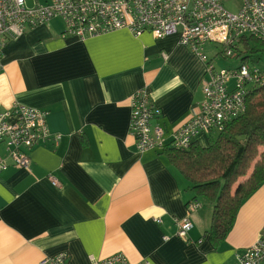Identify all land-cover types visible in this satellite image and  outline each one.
<instances>
[{"label": "crops", "instance_id": "0c3cea01", "mask_svg": "<svg viewBox=\"0 0 264 264\" xmlns=\"http://www.w3.org/2000/svg\"><path fill=\"white\" fill-rule=\"evenodd\" d=\"M222 4L236 13L241 0ZM63 28L54 18L2 51L0 111L20 104L45 112L49 137L27 152L28 169L0 171V264H39L62 253L68 264L116 253L132 264H238L236 253L264 231V183L214 244L212 206L195 198L164 150L138 153L129 132L132 96L146 89L160 110L152 125L168 140L203 99L206 64L176 35L119 30L79 40ZM220 52L204 48L212 65ZM195 143L208 146L207 135ZM0 157H7L3 144ZM192 200L201 208L188 215L192 228L183 240L176 221Z\"/></svg>", "mask_w": 264, "mask_h": 264}, {"label": "built area", "instance_id": "2783aa9c", "mask_svg": "<svg viewBox=\"0 0 264 264\" xmlns=\"http://www.w3.org/2000/svg\"><path fill=\"white\" fill-rule=\"evenodd\" d=\"M54 18L61 20L63 36L79 40L119 30L136 37L148 31L156 39L176 35L181 45L206 64L203 99L189 121L171 132L168 140L159 125H152L160 110L152 105L146 89L134 93L129 132L138 153L188 150L199 134L219 133L227 122L244 114L246 98L264 87V69L241 61L234 69L215 71L204 53V48L213 44L226 57H234V47L244 37L264 43V0H241L236 13L227 11L222 0H47L32 6H27L26 0H0V72L5 44ZM48 137L45 112L20 104L0 111V145L7 154L0 157V171L10 166L28 169L27 152ZM50 181L59 185L52 176ZM200 208L198 200L186 204L187 217L176 221L177 237L187 239L192 228L188 215ZM236 259L238 264H264V231L254 244L238 251ZM39 264H68V257L63 253L44 257ZM95 264L132 263L123 253H116ZM135 264L150 263L141 260Z\"/></svg>", "mask_w": 264, "mask_h": 264}, {"label": "trees", "instance_id": "16d2710c", "mask_svg": "<svg viewBox=\"0 0 264 264\" xmlns=\"http://www.w3.org/2000/svg\"><path fill=\"white\" fill-rule=\"evenodd\" d=\"M249 40L255 43L254 50L248 48ZM239 44L248 53H264V43L253 37H244ZM234 48V57L245 62L246 55L239 57L241 53ZM207 140L206 147L194 140L188 150L165 149L163 153L191 185L195 198L212 206L208 234L219 244L231 230L241 204L264 183V87L246 98L244 114Z\"/></svg>", "mask_w": 264, "mask_h": 264}, {"label": "rangeland", "instance_id": "374dc122", "mask_svg": "<svg viewBox=\"0 0 264 264\" xmlns=\"http://www.w3.org/2000/svg\"><path fill=\"white\" fill-rule=\"evenodd\" d=\"M226 4L228 3V0H225ZM255 43L252 41H248V48H252L253 50L255 49ZM211 48L212 51H214L213 47H208ZM237 51L238 53L240 52L241 54L239 57L246 55L248 58L245 60L246 63L249 65H253L257 68L264 69V53H253L250 52L248 53L245 49L244 44H238L237 45ZM236 53V52H235ZM217 59L213 60V63L215 65V71H220V70H229V69H234L239 66L241 63L240 58H234V57H226L225 53H219L217 54ZM201 203L209 206L210 204L205 200V199H200Z\"/></svg>", "mask_w": 264, "mask_h": 264}]
</instances>
